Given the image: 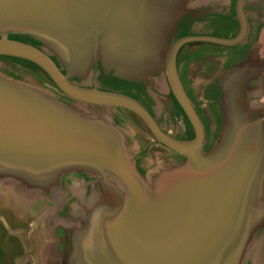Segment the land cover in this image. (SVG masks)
Here are the masks:
<instances>
[{"label": "water", "instance_id": "95a60500", "mask_svg": "<svg viewBox=\"0 0 264 264\" xmlns=\"http://www.w3.org/2000/svg\"><path fill=\"white\" fill-rule=\"evenodd\" d=\"M183 10L180 0H0V55L38 65L64 95L92 107L93 116L82 118L0 78V176L50 189L75 170L102 187L72 238L68 264H152L159 253L166 264H240L252 231L263 226L264 113L247 103L252 71L228 75L221 138L203 154L204 131L176 74L175 50L166 55ZM244 32L224 44L240 42ZM19 34L48 45L64 67L43 48L8 40ZM99 56L131 74L166 71L197 139L175 141L130 97L72 80L86 76ZM110 108L139 115L187 162L145 184Z\"/></svg>", "mask_w": 264, "mask_h": 264}, {"label": "flooded vegetation", "instance_id": "af4514ba", "mask_svg": "<svg viewBox=\"0 0 264 264\" xmlns=\"http://www.w3.org/2000/svg\"><path fill=\"white\" fill-rule=\"evenodd\" d=\"M180 1L185 10L176 20L177 23L167 39L166 55L172 49L175 50L176 74L184 93L192 103V109L200 120L205 135L202 153L206 155L215 148L221 138L224 122L222 99L225 94L226 79L246 57L261 31L264 30V0ZM198 2L201 4L197 5ZM242 21H245L246 29L248 26L247 31L243 30ZM244 31L247 36L245 40L242 39L233 45L224 44L238 38ZM0 40H2L1 36ZM8 40L43 48L41 42L26 34L10 35ZM0 58L25 62L31 67L41 69L38 65L22 58L3 55H0ZM51 58L61 68L59 60L52 55ZM62 72L66 73L64 70ZM96 74V83L86 87L130 97L147 111L165 135L175 141L190 143L197 139V130L193 121L182 108L166 71L163 74L164 79L160 77L152 84L145 81L131 82L116 79L113 75H106L100 71ZM154 77L157 78L159 75L156 74ZM49 80L52 81L50 77ZM72 80L78 84L81 82L76 78ZM164 81L168 92L159 95L157 92L164 87ZM52 83L56 85L53 81ZM160 104L161 109L158 106ZM116 109L118 111L116 115L121 119L115 117L113 123L124 132L125 146L131 153L133 147L127 135L130 125L129 121L124 119V115L135 125L134 133H138V129L145 128L156 146H162L175 154L169 159L171 165L183 166L187 162L186 155L158 141L146 121L139 115L128 109ZM133 153L131 157L134 158L136 168L143 173V169H146L140 162L142 156ZM61 175L54 181L51 191L41 192L45 196L38 197L47 201L54 198V193H57L55 200L49 201V204L45 203L50 212H39L37 207L24 212L22 208L27 207L26 204L20 205L22 210L18 208L10 211L8 218L3 211L4 214L0 218V264H68L72 238L76 231L83 229L85 219H88L86 213L91 209V199L85 207H82L81 203L82 199H89L91 187L86 185L90 183L87 182L90 176L84 175V171L70 170ZM73 178L86 182L79 198L69 193L73 189L71 186ZM24 186L28 190L35 188L27 184ZM82 194L84 197H81ZM87 206L90 208L87 209Z\"/></svg>", "mask_w": 264, "mask_h": 264}, {"label": "rangeland", "instance_id": "374dc122", "mask_svg": "<svg viewBox=\"0 0 264 264\" xmlns=\"http://www.w3.org/2000/svg\"><path fill=\"white\" fill-rule=\"evenodd\" d=\"M175 1L176 0L174 1L172 0V2ZM200 4L201 2H198L197 5ZM241 24L243 28L246 25L245 21H242ZM244 29H246V27ZM42 45H43V49L46 50L47 53L58 59V56L52 53V50L50 49V47H48V45H44L43 43ZM58 60L62 66L63 62H61L60 59ZM63 67L64 66H62L61 68ZM43 72L44 71H42V69L31 67L30 64H27L25 62H20V61L18 62L12 59L7 60V58H0V78H2L3 80H7V82L9 83H13L20 88H24V90L28 89L37 96L46 99L47 102L49 101L50 103L54 105H58L59 107L61 105L63 106L64 109L70 112H74L75 114H79L82 118L88 119V117L93 116L89 114V111L92 107H90L89 105L80 104L76 100L71 99L66 95H64L61 91H59V89H57L54 86L52 81L49 80V77L45 75L46 73L44 74ZM87 73H88L87 76H83V77L75 76L73 79L76 78L77 80L81 81L80 84L90 87V85H93L94 82L96 83V73L95 70L93 71L91 68H88ZM163 84L164 87H162L157 92L159 95H164L167 94L168 92L165 82ZM229 87L227 89H229ZM255 90L257 92L252 97L253 98L252 104H253V109L257 111V113L260 115L261 113H264V82L263 83L261 82V84ZM156 98L160 99L158 97ZM158 106L160 107V109L162 108L161 104ZM109 110L112 113L113 119L117 117L116 115L117 109L110 108ZM119 113L122 115V112L119 111ZM117 118L119 119L120 117L118 116ZM124 119H127L129 121L128 122L129 125L131 126V127L129 126V129L126 130L127 132H129V134L127 135L130 138L129 139V141L131 142L130 145L131 147H133L132 151L135 154L137 155L139 154L140 156H142L140 162L142 163V165L145 167L146 170L143 169V173H140L136 168L133 157H131L132 164L135 170L138 172L141 179L143 180V182H145V184L147 185L150 184L152 180L158 175L162 174V172L164 173L165 171L170 170L177 166V165H171L169 160L173 158L175 154L165 150L164 147L162 146H156L155 142L152 141V138L150 137V135L148 134L145 128H143L142 130L138 129L137 130L138 133H134L133 126L135 125L131 123L132 121L129 119V117L127 118L126 115H124ZM133 119L135 120V118ZM118 130L122 134L124 133L122 130L120 129ZM124 135L125 134H123V136ZM127 151L128 154L131 156L133 152L131 153L128 147H127ZM78 172H82V171H78ZM85 174L87 176H90V178L87 181L90 183H86L84 180L81 179L73 178L72 179L73 183L71 184L73 189L70 190L69 193L74 194L75 197L79 198L80 193L84 191V187H85L84 183H86L87 186L90 185L91 191L89 192L90 194L89 199L88 200L82 199L81 203H82V207H85L91 199L90 205L91 208H93V205L97 203V201L100 200L101 197H103L101 195L103 190L97 177H95L94 175L88 172H84V175ZM12 178L4 175L0 176V215H1L0 218H2L4 214L3 211L6 212L4 215L8 218L10 211H12L13 209L18 210V208L21 209L20 205L23 204L27 205V207L22 208L24 212H27V210L34 209L35 207H37V210L39 212L42 213L45 211L50 212L49 208H47V205H45V203L49 204V201H52L55 198V195H57V193L55 192L54 198H50L47 201L45 199L44 200L42 199L43 200L42 201L39 198L45 196V194H42L43 192L51 191L52 188L43 189V188L35 187L33 190H28V188H26L21 181ZM107 179H110L111 181L110 183H115L116 181L110 175H107ZM116 182L120 184L121 187H123L121 183H119L118 181ZM81 197H84V194H82ZM50 205H52V203ZM89 208L90 206H87V209ZM164 255L165 254L163 253L162 254L159 253V257L157 259H159L160 262L159 263L155 262L152 264H166L168 259L164 263L163 261ZM139 260L140 258H136L137 262H139ZM240 264H264V225L263 226L261 225L260 227L255 229V231H252L247 246L246 248H244V252Z\"/></svg>", "mask_w": 264, "mask_h": 264}, {"label": "crops", "instance_id": "0c3cea01", "mask_svg": "<svg viewBox=\"0 0 264 264\" xmlns=\"http://www.w3.org/2000/svg\"><path fill=\"white\" fill-rule=\"evenodd\" d=\"M245 27H246V25H245ZM244 28H243V30H244ZM245 30L246 31L248 30V26H247V29H245ZM245 36H246V34H245ZM246 37H244L243 39L245 40ZM121 68H122V66L117 65V64L113 65L111 63H108L106 65V62L104 61V59L99 56L98 60L96 61V63H94V65L91 69L93 71L95 70V73L100 71L106 75L111 74L116 79L130 80L131 82L145 81V82H148L149 84H152L155 80H157L160 77L164 79V75H163L164 72L162 71V69H154L149 74H147L146 76H142L141 74H131L130 71H127V72L122 71ZM239 68H240V70H251L252 71L251 78H250V74L248 77L249 90L246 91V99H247L248 105L253 106V104H252L253 98L252 97L257 92L255 89L261 84V82L262 83L264 82V30L261 31L260 36L257 38V40L255 42V45H253V47H251V49H250L249 53L246 55V57L233 69L232 72H234L235 70L237 71ZM253 69H254V72H253ZM156 74H158L159 77L155 78L154 76ZM222 102H223V115H225V113H224V106H225L224 105V97L222 99ZM224 119H225V116H224ZM223 124H224V122H223ZM223 124H222V129H223ZM261 191H262L261 202L264 205V178L262 181ZM263 225H264V223H263Z\"/></svg>", "mask_w": 264, "mask_h": 264}, {"label": "bare ground", "instance_id": "6f19581e", "mask_svg": "<svg viewBox=\"0 0 264 264\" xmlns=\"http://www.w3.org/2000/svg\"><path fill=\"white\" fill-rule=\"evenodd\" d=\"M80 105V104H79ZM82 106V105H81ZM154 173V172H153ZM150 180V179H149Z\"/></svg>", "mask_w": 264, "mask_h": 264}]
</instances>
